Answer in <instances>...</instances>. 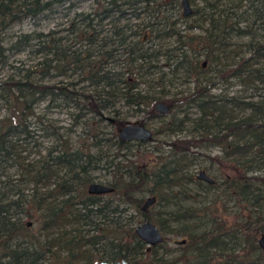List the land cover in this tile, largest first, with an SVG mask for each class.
<instances>
[{
  "label": "trees",
  "instance_id": "trees-1",
  "mask_svg": "<svg viewBox=\"0 0 264 264\" xmlns=\"http://www.w3.org/2000/svg\"><path fill=\"white\" fill-rule=\"evenodd\" d=\"M63 1L67 0H0V264H93L95 261L120 259L137 264V255L147 248L134 234L132 221H119L124 212L119 205L123 204L135 209L146 221H153L159 231L186 236L181 239L185 242L180 248L194 254L198 264H260L259 260L249 255V252L258 249L256 232L249 222L242 223V232H229L221 221L212 219L209 220V230L191 234L185 226L177 230L169 229L168 221L183 223L199 213L201 218L210 217L207 208L203 211L183 209L171 218H164L166 214L159 210L152 214L149 210L140 212L142 198L139 196L144 193L157 195L154 206L161 207L160 190L176 184L178 179L176 175L180 165L175 159L165 161L164 157H159L158 166L153 170L137 168L129 160L124 165L120 162L113 164L112 161L115 171L109 185L117 203L86 196L84 188L92 182L90 172L98 168L104 157L101 147L105 139L100 131L86 130L82 133L83 139L78 142L72 139L71 133L78 124L87 126L94 117L103 119V112L115 105L118 96L127 105L134 106L161 99L163 91H159L158 96L147 95L137 89L138 83L130 76L151 75L153 68L157 67L151 61L165 54V65L168 69L172 65L170 71L173 75L177 72L175 67H180L179 63L183 72L194 77L191 92L166 100L169 110L176 105L190 104L198 111L196 117L187 118L184 115L176 123L170 119V123L178 126L183 122L190 123L201 130L200 140L217 144L230 152L246 153V147L255 145L258 147L256 154H260V148L264 149V138L253 130V114L264 117V100L241 101L242 105L251 109L250 115L219 123L214 115L219 107L207 96L209 86L202 85L203 81L208 85L211 82L210 77H205L209 70H205L203 62L197 63L195 57H188L183 50L177 62L178 54L173 55L172 51L182 46L192 51L201 49L205 62L210 65L218 60L217 51L231 45L232 37H247L248 55L241 58L230 71V76L249 74L252 76L250 79L264 85V0H187L194 3L188 16H193L195 27L203 28V32L197 35L179 33L174 27L175 21L166 13L168 8L179 6L181 0L97 1V9L91 13L74 12L64 35H56L55 30L21 33L9 45L4 44L3 33L11 25L28 17L34 18L52 9L55 2ZM131 17L145 19L143 27L132 30L128 21ZM105 24H108L107 28L103 27ZM170 37L178 46L166 48L162 53L161 40ZM150 41L160 43L148 45ZM25 46L34 47L33 52L39 54L40 59L29 67L8 64L7 52ZM120 48L126 52L123 70L113 67V62L118 61ZM6 67L10 71L2 73ZM68 70L77 73V83L86 82L87 86L80 85L79 89H75V82L65 81L55 85L47 81L54 74L67 75ZM215 72L220 76L221 71ZM162 76L158 78L162 79ZM156 83L158 81L153 82ZM57 98L72 102L70 107L73 109L68 111L70 124L63 127L64 132L47 115L49 106L60 105L55 103ZM41 102L45 104L39 110ZM139 123L143 124V121ZM111 125L116 130L124 123L114 114ZM216 127L218 132H213ZM240 129L242 134L249 130L252 136L243 151L238 143L228 141V137ZM222 131L224 133L220 134ZM89 139L91 141L87 142ZM115 140L117 149L132 144L131 141ZM178 143L176 146L177 143L171 142L170 146L175 148L189 142L183 140ZM31 148L38 156L32 161L27 159ZM174 151L170 156L176 153ZM10 168L17 170V176L11 177L12 174L7 171ZM224 180L242 201L252 198L245 182L248 178L239 175L229 179L224 176ZM259 180L264 184V178ZM28 183L32 184L29 192L25 189ZM212 184L208 183V186ZM80 196L83 200L77 202L76 198ZM109 204L113 205L110 209ZM97 217L99 221H95ZM22 218L30 219L31 225L35 223L40 233L30 232ZM258 219L262 224L257 233L264 236V216ZM66 225H77L82 229L65 232L63 228ZM55 228L59 231L56 230L53 235L51 231ZM236 236L243 238L244 252L240 255L226 254L228 243L235 241ZM157 246L148 249L153 251ZM217 251L224 257L218 258ZM147 264L174 263L163 258L155 259L153 255ZM183 264H189V259Z\"/></svg>",
  "mask_w": 264,
  "mask_h": 264
},
{
  "label": "rangeland",
  "instance_id": "rangeland-1",
  "mask_svg": "<svg viewBox=\"0 0 264 264\" xmlns=\"http://www.w3.org/2000/svg\"><path fill=\"white\" fill-rule=\"evenodd\" d=\"M97 1L102 3L105 0H67L62 3H54L52 9L46 10L34 18H25L21 22L15 23L7 28L3 33L4 44L7 46L11 41L15 40L16 36L21 33H34V32H47L49 30H55L56 35L66 34L67 24L74 15V12H92L97 9ZM195 3L197 1H194ZM198 3V2H197ZM191 8L194 7V3H189ZM181 5L175 6L174 8H168L167 14L171 15V20L175 21L174 27L179 31V33L186 34H201L203 28L194 26L193 16H181ZM141 17V16H140ZM183 17V18H182ZM144 18V17H142ZM132 30L139 29L143 27L142 21L145 19L134 18L128 20ZM206 24L203 25L205 28ZM108 27V24L103 26ZM71 36V33L68 34ZM247 37H232L230 39L231 45L227 48H222L223 50L217 51L218 60L214 61V64H208L205 62L203 57V51L201 49L191 50L187 46H182L179 50L174 49L177 47L176 42L173 37L158 41H150L147 44L160 43L162 53L164 49L173 48V55H177V62L180 61L181 51L183 50L188 57H195L197 63L201 64L206 71L205 77H210L211 82L203 81L202 85H207L209 88L206 93L207 96L215 101L219 111H215V117L218 118L219 123H224L227 120L233 121L241 119L246 115H250L251 109L242 105L241 101H256L259 102L261 99L264 100V85L260 81L252 78L251 75H240V76H230V71L234 69L237 64L241 61V58L247 57ZM154 47V46H153ZM34 47L25 46L20 50L8 51V64L12 66L29 67L34 65L37 60H39V54H34ZM170 54V53H169ZM126 52L122 48L118 51V61L113 62V67L118 70H123V63L125 62ZM165 54L158 56L156 60L151 61L157 67L153 68L154 71L151 75H134L130 76L137 82V89L147 95H160L159 91L162 92L161 99H155L151 104H140L138 106L127 105L120 96L117 97L115 105L108 107L103 112V119L94 117L93 121H90L87 126L78 124L74 127V132L71 133L73 140L81 142L83 139V131H100L101 137L105 139L102 141L101 150L104 152V157L98 163V168L91 170L92 182H99L109 184L113 179V174L115 171V166L120 162L122 165L126 163L127 160L132 161L137 168H146L147 170H153L154 167L158 166L159 157H164L165 161L175 159L178 165H180V170L177 172L176 184H172L169 187H163L159 194L161 197V207L152 206L149 211L154 213L159 210L164 212L166 215L164 218L174 217L175 212H183V209L193 208L195 210L208 209L210 217H202L200 213L192 219L183 221V223H174L173 221H168L169 229L177 230L184 226L190 230L191 234H198L203 230L210 229L209 220H215L216 222L221 221L224 227L228 229L229 232L233 230H239L242 232V223L249 222V226L252 227L253 231L256 232L255 244L257 238H259L258 230L262 221L258 218L264 216V184L259 180V178H264V149L260 148L262 151L260 154H256L258 149L257 146L252 145L250 148L246 147V153L240 152H230L229 149H222L219 145L214 143H209L207 141L200 140L201 130L199 128H194L190 123L183 122L180 126L174 123H170V119L176 123L177 119L182 118L186 115L187 118H193L198 115L197 109L192 105L174 106L172 110L168 113L161 115L154 110V103L161 101L166 104V100L170 97H180L186 96L188 92L192 91L194 77L189 76L183 72L180 67L182 65L175 67L177 68L176 74L170 71L171 68H167L165 65ZM173 60L172 64L175 63ZM171 62V61H170ZM112 66V63H110ZM256 65L255 67H257ZM152 69H150L151 71ZM221 71L220 76L216 74L215 71ZM10 71L9 68H4L2 73H7ZM126 75V74H124ZM160 75L161 78H158ZM229 75V76H228ZM222 76V77H221ZM79 76L76 72L67 71V75H56L52 76L47 80L55 85H61L65 81L75 82V89H79L80 85L87 86L86 82L77 83ZM206 79V78H205ZM153 84V82H157ZM72 85H69L71 87ZM87 89V87L85 88ZM136 90V89H134ZM132 90V91H134ZM90 91V90H89ZM175 95V96H173ZM55 103L60 104L59 106H49L47 109L48 116L54 119L56 125H60L61 131L64 132L63 127H67L70 124V114L71 111L70 101H62L61 99H56ZM45 102H41L38 105V109L43 108ZM167 106V104H166ZM168 107V106H167ZM73 109V108H72ZM116 114L117 117L122 119L125 123H137L143 121V125L150 129L152 132V138L149 141L138 143L137 141H131V145L127 147H122L117 149V144L115 139H117L114 127L111 125L112 117ZM173 115V117H172ZM172 117V118H171ZM98 119V120H97ZM254 126L253 130L264 138V117H258L257 113L253 114ZM213 132H218V127H216ZM249 130L243 131L238 130L236 134L228 137V141L233 143H238L241 150H244V145L252 140V136L249 135ZM222 131L220 134H223ZM40 139V138H37ZM109 139V140H106ZM187 141L189 143L183 144L182 146L176 147L179 141ZM91 140H87L90 142ZM86 142V141H85ZM177 143L175 148L170 146V143ZM44 145L46 140H44ZM47 144V143H46ZM175 150V151H174ZM176 152L173 156H170L171 152ZM115 154H117L115 156ZM24 155H26L24 153ZM35 150L31 148L27 154V159L32 161L37 158ZM113 161V162H112ZM113 164H112V163ZM203 170L205 173L214 179V183L208 186V183L200 181L196 178V174ZM11 177L17 176V170L15 168H10L7 170ZM19 173V170H18ZM239 175L248 178L245 182L248 188L252 192V198L247 201H242L241 197L235 195V190L229 188L227 181L224 180V176L227 178L238 177ZM182 178L180 179V177ZM190 176L191 178H186ZM198 181H200L198 183ZM32 184L28 183L26 185V190L31 188ZM150 187V186H148ZM87 185L84 188V194H87ZM156 195V194H155ZM149 196L148 193H144L139 196L142 199ZM257 196V198L255 197ZM157 198V195L155 196ZM99 199L101 201H112L117 203L116 196L112 194L100 195ZM83 197L80 196L76 198L77 202H81ZM115 200V201H114ZM110 209L113 205L109 204ZM119 209H123L124 212L120 215L119 221L122 223L132 221L133 226L145 222L138 212L128 205H119ZM200 216V217H199ZM97 219V220H96ZM95 221H99L97 217ZM208 219V220H207ZM23 223H30L28 229L33 234H39L38 226L33 223L31 225V220L27 218H22ZM156 225L153 221H148ZM81 226L77 225H66L63 230L65 232H72L73 230L80 229ZM158 228V226H157ZM82 229V228H81ZM59 231L57 228L52 229L51 233L54 235L55 232ZM69 233V234H70ZM74 233V232H73ZM163 242L154 248L153 251L148 249L145 245L143 252L137 255V264H147L150 262L151 257L155 259L163 258L167 261L173 262L174 264H183L189 259V264H198L197 258L194 254H191L182 248L180 245L175 244L173 241L181 240L186 238V236H175L173 234H166L160 231ZM244 247L243 238L236 236L235 241L228 243V254L232 252L233 254H242ZM215 251V250H214ZM248 251V250H245ZM154 252V254H153ZM216 253V252H215ZM217 251L216 255L219 258H223L224 255H220ZM250 258L259 260L260 264H264V256L261 250L258 248L249 252Z\"/></svg>",
  "mask_w": 264,
  "mask_h": 264
},
{
  "label": "water",
  "instance_id": "water-1",
  "mask_svg": "<svg viewBox=\"0 0 264 264\" xmlns=\"http://www.w3.org/2000/svg\"><path fill=\"white\" fill-rule=\"evenodd\" d=\"M181 14L182 16H188L192 12V8L187 0H181ZM264 45V42H263ZM204 63V62H203ZM153 108L159 114H166L168 108L165 103L158 101L154 103ZM116 136L121 141H148L152 137V132L150 129L146 128L144 125L140 123H126L122 126L116 128ZM197 177L208 182L212 183L213 179L210 178L203 170H200L197 174ZM111 188L99 184L96 182L90 183L87 186L88 194L98 195L103 193L110 192ZM155 201L154 197H148L141 208V210H146L149 206H151ZM134 234L136 237L142 241L147 247H153L161 244L163 242V237L157 228L156 225L150 222H143L133 229ZM185 240H175L174 243L178 245L184 244ZM258 248L261 250L264 256V236H259L257 239ZM93 264H131L126 259H120L116 261H96Z\"/></svg>",
  "mask_w": 264,
  "mask_h": 264
},
{
  "label": "flooded vegetation",
  "instance_id": "flooded-vegetation-1",
  "mask_svg": "<svg viewBox=\"0 0 264 264\" xmlns=\"http://www.w3.org/2000/svg\"><path fill=\"white\" fill-rule=\"evenodd\" d=\"M181 5V4H180ZM204 63H202V65H203ZM168 108V107H167ZM168 111H169V108H168ZM168 111H167V113H168ZM159 114V113H158ZM161 115H164V114H161ZM139 123V122H138ZM126 124V123H125ZM143 125V124H142ZM115 132H116V130H115ZM117 133V132H116ZM152 138V137H151ZM132 141H136V140H132ZM149 141V140H148ZM126 142V141H125ZM141 142H145V141H141ZM205 172V171H204ZM198 174V173H197ZM197 174H196V178L198 179V180H200V181H204V180H202V179H200V178H198L197 177ZM211 178V177H210ZM213 179V178H212ZM204 182H206V181H204ZM90 183H93V182H90ZM90 183H88L87 184V186L90 184ZM96 183H99V182H96ZM206 183H208V182H206ZM212 183H214V179H213V182ZM212 183H210V184H212ZM99 184H103V185H106V186H108V187H110L111 188V190H110V192H108V193H103V194H98V195H92V194H89V196H91V197H98L99 198V196L100 195H107V194H112L113 193V188L109 185V184H105V183H99ZM86 190H87V188H86ZM87 194H88V192H87ZM148 197H154L155 198V201H154V203L151 205V206H149L146 210H141V208H142V206H143V204H144V201L148 198ZM155 203H156V197L155 196H151V195H149V196H147V197H145L144 199H142V204H141V206H140V212H145V211H148L152 206H154L155 205ZM145 222H148V221H145ZM30 225V223H26V226H29ZM174 242V241H173ZM178 245V244H177ZM96 262V261H95ZM94 263V262H93Z\"/></svg>",
  "mask_w": 264,
  "mask_h": 264
}]
</instances>
